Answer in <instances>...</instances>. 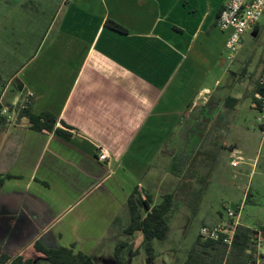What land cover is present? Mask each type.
I'll return each instance as SVG.
<instances>
[{
  "label": "crops",
  "instance_id": "obj_1",
  "mask_svg": "<svg viewBox=\"0 0 264 264\" xmlns=\"http://www.w3.org/2000/svg\"><path fill=\"white\" fill-rule=\"evenodd\" d=\"M224 3L60 0L42 43L15 74L11 107L31 95L33 112H52L72 137L35 131L12 115L0 123V174L13 176L0 188L2 252L33 258L41 242L94 261L102 242L121 232L115 220L128 224L135 188L154 205L164 187L175 190L178 177L159 159L173 158L183 128L190 140H205L234 98L217 97L230 55L231 31L218 27ZM108 19L128 33L107 28ZM199 122L202 130L192 132Z\"/></svg>",
  "mask_w": 264,
  "mask_h": 264
},
{
  "label": "rangeland",
  "instance_id": "obj_2",
  "mask_svg": "<svg viewBox=\"0 0 264 264\" xmlns=\"http://www.w3.org/2000/svg\"><path fill=\"white\" fill-rule=\"evenodd\" d=\"M59 4L60 0H0L1 103L15 118L16 106L11 107V104L14 91L20 85L15 74L42 43ZM36 9H39V15ZM225 69L227 73L222 78L223 87L218 90L217 97L231 95L237 98L235 108L221 115L205 140H190L193 136L187 127L170 146L174 154L192 151L199 146H208V141L214 137V142L222 146L197 215L193 216L186 205L179 207L171 219L167 238L152 241L154 259L141 245L142 238L118 231L102 242L94 256V264H116L115 248L123 241L134 242L135 248H139L137 255L124 250L123 257L128 264H184L201 228L211 221H226L228 210L241 205V223L259 232L257 258L258 264H264V232L260 231L264 227V131L260 126V113L252 107L254 83L264 69V16L244 34L240 49L227 60ZM236 79L241 81L231 87ZM233 150L237 152L236 159L232 156ZM235 160L239 162L237 167L233 166ZM161 164L171 167L172 159L163 155L159 159ZM173 190L163 188L167 193ZM247 194H250L248 199ZM161 199L157 196L156 203ZM32 257L38 260L43 255L35 252Z\"/></svg>",
  "mask_w": 264,
  "mask_h": 264
},
{
  "label": "trees",
  "instance_id": "obj_3",
  "mask_svg": "<svg viewBox=\"0 0 264 264\" xmlns=\"http://www.w3.org/2000/svg\"><path fill=\"white\" fill-rule=\"evenodd\" d=\"M105 26L123 34L128 33L125 27L112 19H108ZM254 84L252 99L255 93L264 91V69L261 77ZM1 97L0 95V112L4 109ZM21 99V102L16 105L18 119L27 118L30 128L35 131L55 133L65 140H71L72 134L68 130L70 128L64 122L62 125L65 129L57 127L58 118L55 114L49 111L35 114L33 112L34 97L23 94ZM238 101L236 98H230L226 108H233ZM208 107L209 104H206L205 108ZM211 111L212 108L209 113ZM7 119V116L0 114L1 124L5 125ZM204 120L207 121V118ZM203 124V122H199L191 131L200 132ZM221 147L216 142H211L205 147L199 146L192 151L183 150L176 153L172 158L171 173L178 177V184L173 192L164 194L161 202L157 205L153 204V197L148 192L141 193L138 188L131 192L127 200L130 216L128 224L123 225L120 218H117L114 224L127 235L133 236L137 232L141 233V245L147 250L151 259L155 257L152 241L167 238L170 232L171 219L181 205H186L193 216L199 212L202 198L217 165ZM11 177L13 176L10 174H0V188L5 180ZM249 195L247 194V199ZM260 231L264 232V227ZM258 234L259 232L241 224L230 246L217 241H203L199 236L188 252L184 264L257 263ZM34 247L37 252L44 256L43 258L35 260L22 256L12 257L0 249V264H94L91 256L83 252L74 253L70 248H48L41 242H36ZM124 250H128L132 255L139 253V248H135L134 242L123 241L118 243L115 248L117 264H128L123 257Z\"/></svg>",
  "mask_w": 264,
  "mask_h": 264
},
{
  "label": "built area",
  "instance_id": "obj_4",
  "mask_svg": "<svg viewBox=\"0 0 264 264\" xmlns=\"http://www.w3.org/2000/svg\"><path fill=\"white\" fill-rule=\"evenodd\" d=\"M264 16V0H225L223 8L218 17V27L221 30H230V37L226 48L229 51V59H232L234 54L240 49L244 34L253 26L258 24ZM252 107L260 113L259 121L262 130L264 131V91L254 94L252 99ZM1 115L12 118L9 110L4 108ZM237 152L233 151L232 156L236 159ZM108 152L101 149L98 159L104 162L108 159ZM239 165L238 160L233 162V166ZM240 207H235L234 210H228V218L226 221H221L214 225H204L200 230V237L203 241H217L230 246L233 242L235 233L241 225ZM250 264H258L250 263Z\"/></svg>",
  "mask_w": 264,
  "mask_h": 264
},
{
  "label": "flooded vegetation",
  "instance_id": "obj_5",
  "mask_svg": "<svg viewBox=\"0 0 264 264\" xmlns=\"http://www.w3.org/2000/svg\"><path fill=\"white\" fill-rule=\"evenodd\" d=\"M44 257V256H43ZM117 264V263H116Z\"/></svg>",
  "mask_w": 264,
  "mask_h": 264
}]
</instances>
